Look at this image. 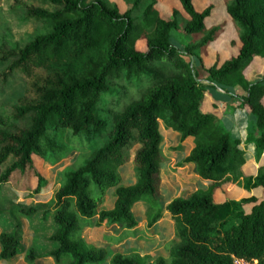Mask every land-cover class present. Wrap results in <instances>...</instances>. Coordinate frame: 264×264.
<instances>
[{"label":"trees","instance_id":"obj_1","mask_svg":"<svg viewBox=\"0 0 264 264\" xmlns=\"http://www.w3.org/2000/svg\"><path fill=\"white\" fill-rule=\"evenodd\" d=\"M8 14L0 13V200L10 185L40 192L46 181L40 163L49 157L57 163L66 143L104 141L84 166L65 173L55 192L58 227L48 243L56 248L47 256L104 264L109 252L87 244L85 222L98 215V225L131 230L138 225L133 208L141 202L148 226H156L162 218V125L181 142L194 139L183 162L211 184L168 204L178 238L168 258L115 254L110 264H233L234 258L264 264V199L254 193L263 195L264 165L256 175L245 172V152L207 108L200 79L204 71L206 82L244 92L241 107L257 120L247 142L255 144L259 161L264 82H250L247 71L264 60V0H13ZM24 23L34 34L11 41ZM108 107L116 110L109 116L113 126L100 136L105 121L99 112ZM131 151L136 182L124 186L120 171ZM230 185L246 197L224 196ZM111 189L114 208L97 214ZM39 210L13 204L0 214ZM20 231L17 223L12 234H0L3 260L19 255ZM37 258L34 249L26 254L28 263Z\"/></svg>","mask_w":264,"mask_h":264},{"label":"crops","instance_id":"obj_2","mask_svg":"<svg viewBox=\"0 0 264 264\" xmlns=\"http://www.w3.org/2000/svg\"><path fill=\"white\" fill-rule=\"evenodd\" d=\"M206 74V73H205ZM247 77L250 82L256 83L264 80V60H257L253 63V65L247 71ZM208 78V74L205 75V79L201 80L203 85H207V95H208V109L216 114L220 120L221 125L226 129V131L230 134L231 138L235 141L239 142V146L245 152V158L247 160L245 166V172L248 175H256L260 166L264 165V152L259 161L256 160L257 150L254 143L247 142V137L249 133L248 125L250 124L256 125V118L252 114H250L246 109L241 107L240 98L244 96V92L239 88H230L223 87L216 84L206 82ZM247 122V123H246ZM161 133L163 138L162 143V154L165 158V162L161 165V197H162V218L157 222L154 228L148 229V221L146 219V210L147 206L144 202L138 203L133 208V213L137 219L138 225L131 229L133 233H135L134 237H131L129 242L126 245H121L120 247L114 248L115 254H131V253H139L141 255L152 256L153 258H168V248L170 245L177 243L178 238L175 232V224L172 220L170 213L167 211V206L174 199L183 198L189 199L195 192L200 190H206L211 184L209 181L203 179L199 176L196 170V166L192 163L183 162L191 153L194 148V139L188 138L184 142H181V136L172 130H166L161 125ZM167 145V150H164V146ZM134 155V151L132 153V158ZM133 163V162H132ZM130 162L129 164H125V166L121 169L120 175L122 178V183L124 186L134 185L136 180L133 176L134 167ZM47 166V163H46ZM48 171L47 174L50 175V171L54 168L47 166ZM47 179V178H46ZM57 179L54 183H52L45 190H41L42 193L36 195V199L32 202L29 201L31 207H36V203H53V195L59 189L60 183ZM7 187H9L7 189ZM3 190L7 189V192L12 191V186H7ZM224 195L229 194L232 198L236 200H240L243 197H246V194L243 191L236 189L234 186H226L222 189ZM234 193L239 197H234ZM254 193H262V192H254ZM256 194L260 199H264L263 195ZM12 200V199H11ZM218 202H222V200H217ZM24 202V200L20 201ZM8 203V200L5 201ZM17 203V201H16ZM115 204L114 197V189L109 190L105 195L104 203L98 209V213L100 211L112 210ZM54 206V205H53ZM8 207V206H7ZM6 207V208H7ZM1 208L0 210H3ZM39 215V214H37ZM36 215V216H37ZM5 218L8 219V216L5 215ZM39 219L40 217H36ZM94 227H88V229H83V237L86 240L87 244L96 248H106L109 252L108 247L110 245L104 244L101 241V237L104 234H112L113 226L110 225L109 222H104L101 225H98V215L94 218ZM22 227H21V242L20 245V253L14 259L7 261L1 258V245H0V264H29L26 261V254L29 250L34 249L38 258L35 260L34 264H54V260L52 257L47 256L53 249L56 247L48 243L49 238L52 236L53 232L47 234L39 229L38 225H30L29 221L21 218ZM110 225L109 230L107 227ZM34 228V229H33ZM14 230V227L11 231ZM141 230H146L149 235L148 239H143L139 232ZM38 231L43 234H38ZM4 232V229L0 227V234ZM141 233V232H140ZM142 234V233H141ZM37 237V238H36ZM167 241V242H165ZM162 243L163 251L156 252V255L146 254L144 250L145 247H148L151 251L154 249L156 244ZM163 252L165 255H162ZM109 259V260H108ZM112 257L109 258L108 262L104 264H110Z\"/></svg>","mask_w":264,"mask_h":264},{"label":"rangeland","instance_id":"obj_3","mask_svg":"<svg viewBox=\"0 0 264 264\" xmlns=\"http://www.w3.org/2000/svg\"><path fill=\"white\" fill-rule=\"evenodd\" d=\"M13 0H0V13H4L8 18H9V14H8V8L11 5ZM113 2H115L116 0H111ZM197 9H204V6H198L197 4ZM34 28L33 26H31L29 23H24L21 25L20 29L14 31L13 33H11L10 35V40L11 41H15L18 40L20 38H26L28 36H32L34 34ZM173 44L177 47L181 46V43L174 40L173 39ZM182 47V46H181ZM210 64V62H208L207 60V64ZM201 72V71H200ZM200 79H205V72H201L200 73ZM264 82V80H262ZM105 97V96H104ZM103 97V98H104ZM101 97L100 103H102L103 105H108V98H104L103 99ZM129 98H123V101H127L126 103H128ZM112 111H116L113 107L110 109V107L103 109L102 111L99 112V114L101 115V118L105 121V127L102 129V131L100 132V136H105V134L109 133L112 129L113 123L112 120L110 119V114L112 113ZM247 123V122H246ZM249 131L253 130L254 126L253 124H247ZM264 133V132H263ZM233 142L236 143L235 140L232 139ZM104 141H102L101 137H94L92 139H77L75 141H71L70 143H66L67 144V150L58 158V162L55 163L52 160H54L55 158H51L49 157L48 160L46 161L47 166L53 167L54 169L52 171H50L51 178L49 179L50 175L47 174L48 168L46 166V163H40L41 167H42V172L43 175L47 178L45 183L43 184V190H45L46 188H48L52 183H54L57 179L59 180L58 182L60 183V186L63 183V177L65 175V173L70 172L71 170H75L78 169L82 166H84V164L86 163V161L88 159H90L91 155L93 154L94 151H96L99 147H101L103 145ZM239 143V142H237ZM65 144V145H66ZM72 144L71 146L68 147V145ZM164 150H167V145L164 146ZM132 153L133 151L129 152V156L130 158L127 161V164H129L130 162L132 163ZM133 165V164H132ZM133 176L135 177V174L133 172ZM59 186V188H60ZM9 187H7L8 189ZM6 190L2 191V195L3 198L0 200V209L1 208H6L8 206V209L14 204V205H18V207L20 208H24V209H28L31 208V206H33L32 204L30 205L29 201L32 202L36 199V195H39L42 193V191L37 192L34 190V188L31 191H28L26 189H24V187L22 188H15L12 186V191L7 192ZM237 189V188H236ZM93 190L95 195L98 194V190L96 185L93 186ZM55 196V193L53 195V197ZM225 196V195H224ZM234 197L238 198L239 196L236 195L234 193ZM162 198V197H161ZM12 199V200H11ZM8 200V203L6 204L5 201ZM24 200V202H20ZM54 200V198H53ZM17 201V203H16ZM162 201V200H161ZM223 201V200H222ZM40 204V205H37ZM36 207H38L40 210L35 213L34 215H25V216H21V215H17V213L11 215L8 217V219L5 218V215L0 214V227L4 229V232L6 233H13L15 231V224L19 223L22 227V222H21V218L29 221L30 225H32V227H34V225H38L39 229L42 230L43 232L49 234L53 231L57 230V224L55 222L54 219V204L53 203H44L42 204L40 203H36ZM160 208L163 211V207H162V203L160 202ZM1 211V210H0ZM39 214V215H37ZM37 215V216H36ZM36 217H40L39 219H37ZM111 225V224H110ZM110 225L107 227V229L109 230ZM14 227V230L11 231V229ZM88 227H94L96 228L97 226L94 225V220H87L83 226V228L88 229ZM34 229V228H33ZM148 229H150V227L148 226ZM112 234H104L101 237V241H103L104 244L110 245L113 248L108 247L109 249V258L114 256V248H118L121 245H126L131 237L135 236V233H133V230H130L124 226H122L120 223L115 224V226H113L112 229ZM43 232H39L37 234V237L39 234H43ZM142 234H141V233ZM139 232V234L141 235V237L143 239H148L149 240V235L146 232V230H141ZM21 234V231H20ZM36 237V238H37ZM167 242V241H165ZM22 245V242H21ZM56 247V246H55ZM153 251H151L150 249H148V247H145L143 251H145L146 254H150V255H156L155 253L157 252H162L163 251V245L162 243L156 244L154 249H152ZM30 251V250H29ZM28 251V252H29ZM162 255H165V253L163 252ZM54 264H68L72 261V256L71 255H64L60 258V260H57L56 258L54 259ZM109 260V259H108ZM108 260H106V262H108ZM10 261V260H7ZM104 262V263H106ZM29 264H34V263H29ZM36 264V263H35Z\"/></svg>","mask_w":264,"mask_h":264},{"label":"built area","instance_id":"obj_4","mask_svg":"<svg viewBox=\"0 0 264 264\" xmlns=\"http://www.w3.org/2000/svg\"><path fill=\"white\" fill-rule=\"evenodd\" d=\"M233 264H258L257 261H246L243 259H239V258H234V262Z\"/></svg>","mask_w":264,"mask_h":264}]
</instances>
